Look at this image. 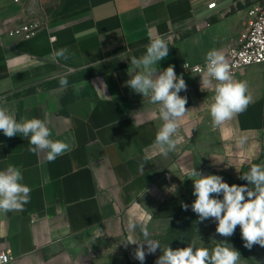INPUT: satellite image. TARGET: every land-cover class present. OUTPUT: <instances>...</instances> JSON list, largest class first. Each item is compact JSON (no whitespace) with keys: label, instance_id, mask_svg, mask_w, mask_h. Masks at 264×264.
Wrapping results in <instances>:
<instances>
[{"label":"crops","instance_id":"obj_1","mask_svg":"<svg viewBox=\"0 0 264 264\" xmlns=\"http://www.w3.org/2000/svg\"><path fill=\"white\" fill-rule=\"evenodd\" d=\"M255 2L264 5L0 0V103L17 121L45 120L52 139L72 145L49 162L44 153L28 151L27 138L0 132V170L19 167L31 189L23 210L0 212V247L14 256L7 264H126L124 225L141 220V200L153 185L188 178L192 168L223 178L264 162V63L232 74L247 82L253 101L218 128L207 109L213 92L202 91L199 74L183 69L205 61L212 49L227 60V47L239 43ZM22 23L37 25L35 34H9ZM157 36L169 45L158 69L173 65L187 85L179 93L187 97L178 130L183 140L167 156L155 144L158 105L126 86L131 58ZM60 48L72 55L55 63L51 54ZM66 73L72 79L62 89L59 77Z\"/></svg>","mask_w":264,"mask_h":264},{"label":"clouds","instance_id":"obj_2","mask_svg":"<svg viewBox=\"0 0 264 264\" xmlns=\"http://www.w3.org/2000/svg\"><path fill=\"white\" fill-rule=\"evenodd\" d=\"M149 40L146 52L139 58H131L132 67L128 72L131 75L129 74L126 86L149 98L152 104L158 105L162 124L156 133L155 144L159 153L167 156L176 151L183 140L178 130L179 121L188 112L187 97L180 96L179 93L186 91L187 85L182 76H177L173 65L162 71L158 69L159 62L169 54L167 40L162 36L150 37ZM71 55L67 48L54 49L51 59L59 63L60 60H68ZM196 71L201 77V90L213 92L211 102L207 105L213 128L231 121L252 103L253 96L247 82L234 79L229 63L219 50L208 51L204 67L198 66ZM67 75L59 77L62 89L69 87ZM0 132L8 138L18 134L27 138L30 145L28 151L33 154L44 153L49 162L72 148L66 141L51 138L52 132L45 120L24 118L17 121L15 113L4 107L3 103H0ZM186 174L193 181L195 200L191 210L198 215L200 222L214 219L216 233L225 238L233 236L239 226L245 248L251 249L254 245L264 247V163H254L248 172L242 174L240 178L246 180L247 185H229L221 176L203 175L196 168L187 170ZM22 180V171L15 165L9 164L6 169L0 170V212L23 210L30 202L31 189ZM174 188L175 186L173 190ZM220 196L222 199L217 198ZM188 207L187 204H182L185 211ZM137 226L135 220L130 218L127 226L129 235L125 244L137 245L134 258L143 264L146 254H154L161 247L158 241L149 239L146 225L140 227L144 237L140 241L135 235ZM145 243L147 252L143 247ZM155 264H241V255L227 241L217 243L211 249L196 247L194 244L175 250L168 246L162 250Z\"/></svg>","mask_w":264,"mask_h":264},{"label":"rangeland","instance_id":"obj_3","mask_svg":"<svg viewBox=\"0 0 264 264\" xmlns=\"http://www.w3.org/2000/svg\"><path fill=\"white\" fill-rule=\"evenodd\" d=\"M67 78L68 81L72 79L70 76ZM254 163L264 162L255 161L244 166L236 175L224 176L223 180L229 185H247L248 182L240 177L243 173L248 172ZM209 174L211 173L205 175ZM173 186H175L174 190ZM194 200L193 181L188 178L161 180L147 191L140 203L141 220L135 221L138 225L135 235L140 241H143L144 237L140 232V227L146 225L149 239L158 241L161 249L158 248L154 254H146L143 264H155L162 254V250L168 246L175 250L194 244L196 247L211 249L217 243L225 241L229 246L239 251L241 264H264V247L254 245L251 249L245 248L239 226L230 238L217 234L214 219L209 218L200 222L198 215L191 210ZM182 204L189 206L187 211L182 208ZM127 226L128 223L123 228L126 239L129 235ZM143 247L147 252L146 243ZM136 248L137 245H126V264H141L134 258Z\"/></svg>","mask_w":264,"mask_h":264},{"label":"built area","instance_id":"obj_4","mask_svg":"<svg viewBox=\"0 0 264 264\" xmlns=\"http://www.w3.org/2000/svg\"><path fill=\"white\" fill-rule=\"evenodd\" d=\"M20 1V0H16ZM216 1L208 3V7L216 6ZM36 26L31 23H22L9 31L10 35L21 34L31 37L36 32ZM227 62L230 65L231 74L236 73L251 64L264 63V5L255 2L248 7L247 27L240 34L239 43H233L227 47ZM186 65V67H184ZM183 65L185 71L199 74L197 67H204L205 61L198 63L186 62ZM1 222V221H0ZM1 239V238H0ZM4 258H7L6 260ZM14 259L12 253L0 247V264H7Z\"/></svg>","mask_w":264,"mask_h":264},{"label":"trees","instance_id":"obj_5","mask_svg":"<svg viewBox=\"0 0 264 264\" xmlns=\"http://www.w3.org/2000/svg\"><path fill=\"white\" fill-rule=\"evenodd\" d=\"M218 198H222V196L218 197Z\"/></svg>","mask_w":264,"mask_h":264}]
</instances>
